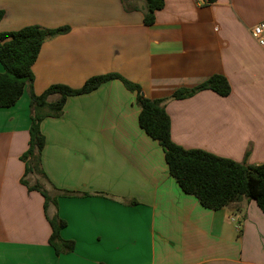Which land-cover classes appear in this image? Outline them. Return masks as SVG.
Instances as JSON below:
<instances>
[{"label": "crops", "instance_id": "1", "mask_svg": "<svg viewBox=\"0 0 264 264\" xmlns=\"http://www.w3.org/2000/svg\"><path fill=\"white\" fill-rule=\"evenodd\" d=\"M0 10V33L68 28L42 44L35 94L115 73L163 101L176 145L264 163V51L250 35L264 20V0H164L150 25L145 0H0ZM215 74L227 79L228 96L170 98ZM29 102L24 89L14 106L0 108V264H264L256 203L209 210L184 194L160 145L139 127L136 94L120 80L68 97L59 117L40 123L39 177L56 199L47 215L65 222L60 237L74 243L56 254L43 197L20 183Z\"/></svg>", "mask_w": 264, "mask_h": 264}, {"label": "trees", "instance_id": "2", "mask_svg": "<svg viewBox=\"0 0 264 264\" xmlns=\"http://www.w3.org/2000/svg\"><path fill=\"white\" fill-rule=\"evenodd\" d=\"M145 1L147 11L144 13L143 22L145 25H150L154 22L155 12L164 7V0ZM208 1L215 2V0ZM3 16L4 12L0 10V21ZM67 31V27L46 29L39 25H28L16 31L0 33V64L3 68L0 72V108L14 106L24 89L28 90L29 140L26 151L20 156V160L24 163L20 183L43 197V210L51 229L49 244L56 254L72 252L74 243L60 237L65 222L56 214L51 217L47 215V208L50 205L56 207V199L49 195L38 180L33 183L28 181V178L32 179L40 175L45 179L40 160L45 140L40 131V123L47 117H59L68 97L90 93L112 80H120L128 91L136 94V103L140 109L139 127L160 145L168 173L184 194L193 196L203 208L209 210L221 209L242 198L250 199L264 215V163L246 165L203 150L184 149L176 145L170 136V119L163 101L144 97L138 85L120 75L108 73L90 77L78 89L53 84L41 94H35L32 86L34 80L32 66L42 44L47 39L65 34ZM205 90L226 97L230 94L231 88L223 75L215 74L194 88L174 91L170 98L183 100ZM51 96H55L56 99L49 101Z\"/></svg>", "mask_w": 264, "mask_h": 264}, {"label": "built area", "instance_id": "3", "mask_svg": "<svg viewBox=\"0 0 264 264\" xmlns=\"http://www.w3.org/2000/svg\"><path fill=\"white\" fill-rule=\"evenodd\" d=\"M250 35L255 43L264 51V20L251 27Z\"/></svg>", "mask_w": 264, "mask_h": 264}, {"label": "rangeland", "instance_id": "4", "mask_svg": "<svg viewBox=\"0 0 264 264\" xmlns=\"http://www.w3.org/2000/svg\"><path fill=\"white\" fill-rule=\"evenodd\" d=\"M37 179H39L38 181L41 182L42 185H44L42 179L39 176H37ZM28 181H29V183L33 182V180L31 178H28ZM44 187H45V185H44Z\"/></svg>", "mask_w": 264, "mask_h": 264}]
</instances>
